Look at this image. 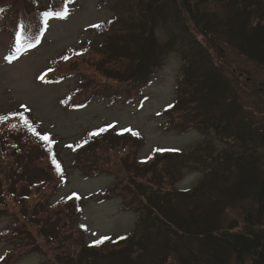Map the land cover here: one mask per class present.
Instances as JSON below:
<instances>
[{
  "label": "rangeland",
  "instance_id": "1",
  "mask_svg": "<svg viewBox=\"0 0 264 264\" xmlns=\"http://www.w3.org/2000/svg\"><path fill=\"white\" fill-rule=\"evenodd\" d=\"M101 1L72 0L65 13L55 15V11H45L37 43L18 55H15L18 45L11 41V34L5 29L8 12L3 9L0 13V115L3 116L0 147L5 146L8 139H23L21 128L25 120L21 114H25L41 139L23 142L22 150L30 158L24 161L20 156L18 161L41 166L38 165L40 157L46 154L42 140L48 136V141L54 144L56 164L62 174H52L49 189L36 188L27 198L26 193L21 192L24 189L17 188L24 176L13 174L11 185L7 186L0 175V262L8 252H14L10 264H80L75 263L77 258L87 259L89 254L92 257L88 264H179L172 248L185 245L182 236L159 225L149 230L141 228V208L148 203L126 176L130 174L132 161L148 162L150 176L144 183L149 182L159 189L162 184L170 185L178 194L188 193L210 178L207 168L220 152H241L239 146H232L230 135H218L212 129L205 134L194 128L179 134L164 127L166 119L161 114L176 100V88L185 66L182 57L196 45L209 54V61L230 83L229 93L235 95L243 109L237 119L264 130V68L223 40L197 34L196 26L181 7L180 15L174 9L164 10L168 11L166 22L155 29L161 49L159 68L141 87L139 101L110 102L93 95L80 109L65 108L62 102L67 95L84 87L80 84V74L81 78L98 82L97 86L106 79L93 66L94 62L100 64L103 58L102 51L93 46L106 40L94 32L93 27L114 16L110 7ZM2 2L0 0V6L10 4ZM50 5H54L52 0H32L25 11L46 10L53 7ZM200 6L220 16L227 13L215 0H201ZM83 49L86 50L83 55L74 53ZM66 55L74 57L65 70H59L61 79L38 78L53 62ZM106 125H113L116 130L136 131L139 145L130 147L127 142L111 140L106 143L105 151L92 147L82 160L67 147L86 133ZM206 146L209 155L206 152L197 158L198 165L193 159H185V165L181 157H188L195 148ZM256 149L258 152L254 155L259 157L264 169V148L256 146ZM168 150L180 153L177 164L181 168L177 178L171 174L167 159L161 160V156L156 159L158 152ZM3 156L0 153V158L5 159ZM206 156L212 158L207 160ZM39 168L36 167L35 172L44 175V168ZM213 169L218 176L220 170L217 166ZM70 199L80 200L79 212L73 211L72 201H63ZM241 205L225 212L223 227L231 220L243 222L242 208L250 205L248 201ZM122 237L123 242L117 244L119 248L113 247ZM98 243L106 247L90 248ZM229 264L237 263L231 260Z\"/></svg>",
  "mask_w": 264,
  "mask_h": 264
},
{
  "label": "trees",
  "instance_id": "2",
  "mask_svg": "<svg viewBox=\"0 0 264 264\" xmlns=\"http://www.w3.org/2000/svg\"><path fill=\"white\" fill-rule=\"evenodd\" d=\"M66 1L53 0L57 9ZM6 2L10 4L0 6V11L5 9L8 12L5 29L13 40L17 38L22 45L31 43L38 34L43 14L25 11L32 0H3L2 3ZM101 3L114 12L110 20L93 30L106 38L93 46L103 53L100 64L94 62L93 66L106 79L97 86L98 82L81 78L80 74V84L84 87L67 95L63 102L65 108L80 107L93 95L110 102L139 100L141 87L159 68L158 54L161 49L155 29L166 22L168 11L174 9L180 15L179 7L191 18L198 30L197 34L223 40L264 68V0H215L218 6L227 11L224 16L203 10L201 0H102ZM167 8L168 11L164 12ZM196 46L182 57L185 66L176 88V100L161 114L166 119L164 127L179 134L193 128L205 134L212 129L218 135H230L232 146H239L241 152H220L207 168L206 173L210 178L201 181L188 193L181 194L172 190L170 185L162 184L163 187L159 189L150 186L149 182L144 183L150 176L146 166L148 162L132 161L126 179L135 184V191L148 203L141 208L140 225L147 230L159 225L181 235L185 245L172 248L179 264H229L231 260L237 264H264V169L261 168L259 157L254 155L258 152L256 146L264 148V130L237 119L243 109L235 95L229 93L230 83L209 61V54L201 46ZM84 52V49L74 51L81 55ZM72 57L62 56L60 61L53 62L49 76L62 77L59 70H65ZM65 58L69 59L62 65ZM21 116L27 121L21 128L24 131L23 139H8L5 146L3 144L5 149L0 147L1 155L6 157V160L0 158V175L7 186L11 185L9 181L13 174L24 176L17 188L24 189L21 192L26 193L27 198L36 188L49 189L53 182L52 174H62L56 164L54 144L51 145L48 137L42 140L46 145V154L40 157L38 165L41 166H28L18 161L20 156L24 161L30 158L22 150L23 142L32 143L36 138L41 139L30 118L25 114ZM111 140L127 142L130 147L140 142L135 131L116 132L113 128L104 127L86 133L70 149L82 160L92 147L98 146L105 151L106 143ZM208 150L207 146L203 149L197 147L188 157L183 156L181 159L184 163L185 159H193L192 162L198 165L197 158L207 154ZM179 155L172 151L160 152L156 159L159 156L163 157L161 160L167 159L171 174L177 178L181 168L177 164ZM208 158L212 157L206 156L205 159ZM181 165L186 167V163ZM214 166L220 170L218 176ZM36 167H43L44 175L36 173ZM63 201H72L73 211H80L79 200ZM246 201L250 207L242 208L243 222L231 220L223 227L225 212ZM120 242H123V238L117 239L113 247L119 248L117 244ZM104 245L98 243L90 248L106 247ZM13 255L14 252H8L0 264H10ZM91 257L92 254L83 260L78 257L75 263L88 264Z\"/></svg>",
  "mask_w": 264,
  "mask_h": 264
},
{
  "label": "snow or ice",
  "instance_id": "3",
  "mask_svg": "<svg viewBox=\"0 0 264 264\" xmlns=\"http://www.w3.org/2000/svg\"><path fill=\"white\" fill-rule=\"evenodd\" d=\"M25 123H27V121H25ZM45 139H47V137H45Z\"/></svg>",
  "mask_w": 264,
  "mask_h": 264
}]
</instances>
